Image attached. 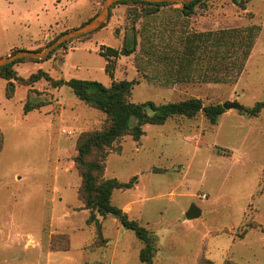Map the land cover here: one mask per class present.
I'll return each instance as SVG.
<instances>
[{
    "label": "rangeland",
    "instance_id": "obj_1",
    "mask_svg": "<svg viewBox=\"0 0 264 264\" xmlns=\"http://www.w3.org/2000/svg\"><path fill=\"white\" fill-rule=\"evenodd\" d=\"M103 2L0 0V58L18 50H45L62 33L95 17ZM202 3L183 19L172 10L176 5L152 16H145L148 8L141 5H117L99 31L72 40L48 60H24L14 70L25 80L44 72L55 80H90L108 87L114 81H136L129 97L133 103L238 102L242 109L225 110L216 125L203 114L175 117L162 126H145L139 143L125 137L109 154L105 178L127 183L138 177L133 189L114 192L113 204L150 234L152 264H264V109L256 116L247 113L264 102V0H250L246 10L232 0ZM184 29L190 36L210 31L226 39L244 31L235 43H244L253 29V46L245 60L239 52L243 64L239 60L236 70L225 60L204 63L199 46L192 67L172 60L177 65L172 73L184 68L216 72L220 81L176 83L177 78L169 80L167 66L169 58L183 53L171 52L165 64L158 58L168 54L170 39ZM134 36L135 51L115 61L110 77L101 47L121 50ZM27 103L41 107L26 114ZM105 121L104 113L67 86L0 78V264H146L140 259L144 244L117 217L97 214L99 236L79 195L77 141L85 132L101 130ZM192 205L202 215L187 220Z\"/></svg>",
    "mask_w": 264,
    "mask_h": 264
},
{
    "label": "trees",
    "instance_id": "obj_2",
    "mask_svg": "<svg viewBox=\"0 0 264 264\" xmlns=\"http://www.w3.org/2000/svg\"><path fill=\"white\" fill-rule=\"evenodd\" d=\"M249 1L250 0H232L233 4H235L242 10H246V6ZM202 2L203 0H193L191 3L187 4H154L140 1H122L111 8L109 17L111 15L112 9L115 6L122 4H134L141 5L144 8H148L146 9L147 12L145 13V16H152L163 7H167L170 5H181L182 9L177 11L180 12L183 17L189 18L194 14L195 8L200 4H203ZM253 31L254 30L252 29L251 31L247 32L248 35L244 40V43L241 40H238L237 43H235V39H237L236 37H242L244 31H238L237 35L236 33L235 35L230 34L228 39H226L225 37L219 38V35L217 37L215 36L217 39L213 42V44H211L213 48L208 47V45L202 46L199 44V41L203 37V35H198L195 33L192 36L183 37L182 44L184 45V49L183 52H181L183 54L180 58H177L175 56L169 58L172 63L169 62L170 67L167 66V70H169L170 75L173 76L174 79H176L177 75H179L180 73L178 74V71H175L173 75L172 67H176L177 65L174 64L172 60H176L178 61L177 64L180 63L181 65H184L186 67L188 66V68L192 67L194 61L197 60L196 53L200 49H202L201 47H203V50L205 51L204 63H209L208 61L210 60H225L229 61L230 68L236 70V64L240 60H238V58H242V56H244L243 58L245 60V57L248 56V53L246 52H249L250 48H252L253 46ZM94 33L77 39H85ZM207 36H212V34L209 33ZM54 41H52L50 44H52ZM71 41L61 45L49 56L48 59H50L57 50L64 48ZM244 44H246V46H244ZM136 45L137 40L134 36L131 45L127 42L123 45V48L121 50L106 46L101 47L99 54L107 61L106 73L110 77H114L115 61L121 56H130L135 51ZM142 47V50L145 51L144 43ZM37 51H42V49ZM240 51H242V56H240L239 54ZM165 58V56L160 57L158 58V60L162 64L165 61V64L167 63ZM24 60L43 61L38 59L18 60L12 64L7 65L6 67L1 68L0 78L7 81L18 80L21 81V83L24 85L31 86L43 79L49 82L53 87L67 86L78 97L80 101L91 108L101 111L106 115V121L101 130L85 132L80 135L77 141L78 154L75 157L74 162L76 169L78 170L82 178V185L79 190V195L81 200L84 202L85 208L91 211V216L88 223H95L100 237L102 236V227L97 218V214L101 216L111 215L117 217L120 220L122 226L128 230L133 231L135 236L144 244L145 247L140 253L141 261L146 264H152L153 241L150 237V234L144 227L139 224L137 220H131L129 218V215L125 213L122 208L117 207L113 204L114 192L118 190L126 191L133 189L135 187L136 181L138 180V177L134 176L133 179L127 183L121 182L116 178L106 179V163L109 154L114 149H117L118 144L121 145V141L125 137L131 136L135 142L139 143L141 138L146 134L144 130L145 126H162L175 117H186L191 119L198 116L199 114H203L204 117L212 125H216L218 123L219 117L225 113L223 105L206 106L199 98H190L179 102H169L161 105L155 104L152 101H147L144 103H133L130 101L129 97L132 94L134 86L137 84L136 81H114L113 84L108 87L100 82L90 80H55L48 73L44 72H39L38 74L32 75L28 80H25L23 78H18L14 70V66L20 62H23ZM239 62L240 65L243 64L242 60H240ZM186 70L187 68H184L183 72H185ZM171 78L169 76V80L173 79ZM9 87H13V84L10 83ZM40 107L41 105L32 106L27 103L25 105V113L27 114L32 110L39 109ZM263 109L264 102H260L256 104L252 109H248L247 113L249 115L256 116ZM3 148L4 138L0 133V153L2 152ZM119 148L120 149H118V151H121L122 148ZM208 264L213 263L209 262ZM225 264L236 263L229 261Z\"/></svg>",
    "mask_w": 264,
    "mask_h": 264
},
{
    "label": "water",
    "instance_id": "obj_3",
    "mask_svg": "<svg viewBox=\"0 0 264 264\" xmlns=\"http://www.w3.org/2000/svg\"><path fill=\"white\" fill-rule=\"evenodd\" d=\"M122 1H140V2H147L154 4H187V3H191L193 0H104L100 12L94 18H92L90 21H88L81 27L62 34L45 50L42 51L19 50L18 52L8 57L0 58V69L21 59L47 60L49 56L64 43L89 35L101 29L109 17L111 8L117 3ZM223 107L225 110L242 109L241 105L236 101L225 103ZM201 215H202V210L198 206L192 205L190 209L185 213V218L187 220H195L200 218Z\"/></svg>",
    "mask_w": 264,
    "mask_h": 264
},
{
    "label": "crops",
    "instance_id": "obj_4",
    "mask_svg": "<svg viewBox=\"0 0 264 264\" xmlns=\"http://www.w3.org/2000/svg\"><path fill=\"white\" fill-rule=\"evenodd\" d=\"M180 9H182L181 5H176L175 7L172 8V10H180ZM182 17H183V15H181L179 19L185 18V17H183V18ZM179 32L180 33L177 36V38H174L173 40L170 39V43H171V46L173 48H168V50H167L168 54H166L165 57L171 56V54H170L171 52H174V53L177 51H179L180 53L183 52L184 45L182 44V38L188 37L192 33L190 31L185 30V29L181 30ZM195 33L198 35H203V37L199 41V44L203 45V46H207V45L212 46L211 44H213V42L216 41V39H217L216 37H213V36H207L209 33H211L210 31L200 32V33L195 32ZM173 75H174V73H173ZM215 75H216V72H211L210 74H207L206 71L205 72H203V71L198 72L195 70L187 69L185 72H182L179 75H177L176 83H178V82L179 83H181V82H192V81L195 82V81H199V80H203V79L206 80L210 77L211 80L214 78V81L212 80V81L207 82V83H216L217 84L220 81V79H218ZM171 77L173 78V76L170 75V78ZM215 80H216V82H215ZM163 84H165V81Z\"/></svg>",
    "mask_w": 264,
    "mask_h": 264
}]
</instances>
